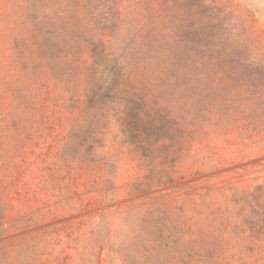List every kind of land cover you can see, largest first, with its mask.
I'll return each mask as SVG.
<instances>
[{
	"label": "rangeland",
	"instance_id": "rangeland-1",
	"mask_svg": "<svg viewBox=\"0 0 264 264\" xmlns=\"http://www.w3.org/2000/svg\"><path fill=\"white\" fill-rule=\"evenodd\" d=\"M136 2L124 34L152 20L144 34L194 57L193 131L169 147H183L173 181L151 188L113 122H94L85 147L68 138L88 58L69 0H0V264H264L249 195L264 191V0ZM93 150L107 166L74 157Z\"/></svg>",
	"mask_w": 264,
	"mask_h": 264
},
{
	"label": "trees",
	"instance_id": "trees-1",
	"mask_svg": "<svg viewBox=\"0 0 264 264\" xmlns=\"http://www.w3.org/2000/svg\"><path fill=\"white\" fill-rule=\"evenodd\" d=\"M108 1L104 9L100 0H69V24L75 30L82 27L79 33L88 43V58L78 104L84 117L82 123L69 125L68 138H78L76 142L85 147L87 133L92 131L94 122L95 128H98V123L113 122L115 135L133 147L142 164H150V169L144 164L142 166L148 171L145 175L147 188L171 183L174 163L181 158L183 147L177 144L172 151L169 147L182 138L190 137L193 131L192 121L187 119L194 113V57L165 52L162 41L154 42L144 34L145 25L152 20L134 22L124 34L123 29L127 25L123 21L125 11L131 10L134 18L138 3L136 0ZM169 1L170 4L177 1L184 8L194 11V0H159ZM202 5L200 2L199 7ZM79 6L88 15L89 27L81 23V17L76 12ZM172 17L175 19L174 14ZM151 18L156 21L157 34H161V18L158 15L151 16L149 20ZM86 29L91 34L84 32ZM182 43L192 47L188 42ZM67 51L70 59L75 56L73 50L68 48ZM209 58L212 61L217 59L214 56ZM91 112H102L101 119H92L88 115ZM69 140L64 143L63 151L71 145ZM87 148L91 150L94 146ZM92 153L89 158L84 151L74 157L79 162L107 166L104 156H97L95 151ZM156 161L160 166L155 165ZM257 190L258 186L249 193L254 200L262 197L257 228L252 231L264 239V191ZM244 221L253 228L251 218L247 216Z\"/></svg>",
	"mask_w": 264,
	"mask_h": 264
}]
</instances>
